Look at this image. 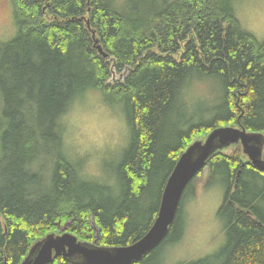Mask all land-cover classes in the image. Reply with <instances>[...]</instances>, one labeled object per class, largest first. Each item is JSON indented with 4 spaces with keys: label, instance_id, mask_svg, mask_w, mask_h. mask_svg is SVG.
Here are the masks:
<instances>
[{
    "label": "trees",
    "instance_id": "16d2710c",
    "mask_svg": "<svg viewBox=\"0 0 264 264\" xmlns=\"http://www.w3.org/2000/svg\"><path fill=\"white\" fill-rule=\"evenodd\" d=\"M234 1L12 0L16 32L0 42V264H20L65 225L80 241L128 245L152 225L165 182L194 140L227 125L264 134V39L242 28ZM113 66L129 71L109 83ZM205 78L216 86L213 104L190 92ZM90 88L120 104L129 127L114 184L81 177L64 149L61 118ZM195 102L208 104L194 113ZM178 112L190 114L180 120ZM205 167V187L224 190V247L165 258L166 245L183 237V201L203 169L164 240L133 264H264V170L240 145ZM48 264L80 263L57 256Z\"/></svg>",
    "mask_w": 264,
    "mask_h": 264
},
{
    "label": "rangeland",
    "instance_id": "374dc122",
    "mask_svg": "<svg viewBox=\"0 0 264 264\" xmlns=\"http://www.w3.org/2000/svg\"><path fill=\"white\" fill-rule=\"evenodd\" d=\"M234 10L240 25L251 32L257 39H264V0H235ZM16 32L13 18L12 0H0V42L11 39ZM114 67V66H113ZM115 68V67H114ZM129 70L116 68L109 83L122 80ZM216 89L213 80H194L191 93L199 100L211 101ZM91 91L99 93L98 97L90 96ZM193 91V92H192ZM208 102H195L193 112L204 108ZM190 112H178L176 119L184 120ZM64 149L73 160L82 163L89 156H99L107 180L114 179L116 160L121 151L113 149L111 141L119 137L129 142V127L124 110L120 104H109L105 101L100 89L90 88L78 98L61 118ZM102 138L104 143L97 144L96 139ZM83 142V143H81ZM84 149V155L79 150ZM229 148L227 151H229ZM264 157V147H263ZM120 159V158H119ZM207 167L192 183L193 195L187 196L182 205V216L185 223L183 237L174 244L166 245L165 258L168 262L199 259L218 252L226 244V233L223 221L217 211L223 200V187L214 185L205 187ZM96 180V179H94Z\"/></svg>",
    "mask_w": 264,
    "mask_h": 264
},
{
    "label": "water",
    "instance_id": "95a60500",
    "mask_svg": "<svg viewBox=\"0 0 264 264\" xmlns=\"http://www.w3.org/2000/svg\"><path fill=\"white\" fill-rule=\"evenodd\" d=\"M238 144L248 161L256 169L264 170L263 133L249 132L241 126L215 127L180 154L165 182L157 215L140 238L128 245L100 246L96 239L93 243L78 240L66 231L65 225L59 229L60 233L52 232L36 241L20 264H48L57 256L80 264H133L140 261L164 240L186 186L203 170L207 160Z\"/></svg>",
    "mask_w": 264,
    "mask_h": 264
},
{
    "label": "clouds",
    "instance_id": "9594fccd",
    "mask_svg": "<svg viewBox=\"0 0 264 264\" xmlns=\"http://www.w3.org/2000/svg\"><path fill=\"white\" fill-rule=\"evenodd\" d=\"M90 96L98 97L99 93L96 91H91L89 93ZM97 144L102 145L104 143L102 138L96 139ZM83 143V142H81ZM113 149H115L117 152L123 149L125 146V142L120 139L119 137H116L111 141ZM81 155H84V149L81 148L79 150ZM79 174L83 178L87 179H96L100 182H105L106 180V174L103 169L102 160L101 157L93 155L89 156L88 158L84 159L79 167ZM109 184H114V179L107 180Z\"/></svg>",
    "mask_w": 264,
    "mask_h": 264
},
{
    "label": "bare ground",
    "instance_id": "6f19581e",
    "mask_svg": "<svg viewBox=\"0 0 264 264\" xmlns=\"http://www.w3.org/2000/svg\"><path fill=\"white\" fill-rule=\"evenodd\" d=\"M239 145V144H238ZM252 165V164H251Z\"/></svg>",
    "mask_w": 264,
    "mask_h": 264
}]
</instances>
